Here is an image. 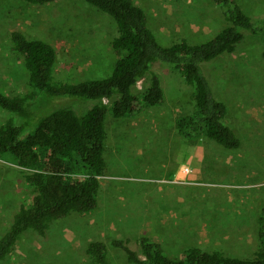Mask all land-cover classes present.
<instances>
[{
  "label": "rangeland",
  "instance_id": "1",
  "mask_svg": "<svg viewBox=\"0 0 264 264\" xmlns=\"http://www.w3.org/2000/svg\"><path fill=\"white\" fill-rule=\"evenodd\" d=\"M148 14L163 46L181 40L200 44L223 25L212 0H134ZM254 21L264 18V0H237ZM22 31L50 43L58 53L56 80L78 83L111 76L117 57V26L106 14L80 0L32 5L0 0V93L28 91L23 58L11 51L10 33ZM264 39L249 36L234 54L209 64L215 96L228 106L227 124L241 138L238 150L209 140L187 141L176 129L192 109V88L167 64L153 70L162 80L165 102L137 116L107 118L106 170L100 178L99 207L54 223L42 237L29 231L2 264H87L91 242L152 236L169 256L190 247L250 258L258 249V218L264 202ZM148 79L139 84L147 86ZM61 99L57 108L86 113L87 104ZM42 107L48 105L42 103ZM52 107V106H51ZM85 109V112H84ZM10 114L0 108V126ZM32 129H29L28 133ZM33 192L25 171L11 157L0 159V236ZM110 264H128L112 247Z\"/></svg>",
  "mask_w": 264,
  "mask_h": 264
},
{
  "label": "trees",
  "instance_id": "2",
  "mask_svg": "<svg viewBox=\"0 0 264 264\" xmlns=\"http://www.w3.org/2000/svg\"><path fill=\"white\" fill-rule=\"evenodd\" d=\"M48 5L58 0H23ZM108 15L117 26L112 49L117 57L111 76L70 83L56 80L58 53L48 42L32 39L22 31L10 33L11 51L23 58L29 74L28 91L14 96L0 93V108L10 118L0 126V159L11 157L25 171L33 200L21 205L11 225L0 236V264L13 253L24 234L44 237L54 223L71 215H88L99 207L100 178L106 170L104 157L107 118L137 116L165 102L162 80L153 70L167 64L192 88V109L177 118L176 129L187 141L209 140L227 150H238L241 138L227 124L228 106L219 100L207 76V66L234 54L249 36L264 39V18L248 15L237 0H212L223 25L204 43L181 40L163 46L150 27L145 9L134 0H80ZM264 60V51L262 53ZM148 79L147 86L139 84ZM96 104L85 114L53 104L61 99ZM44 103L48 106H41ZM52 106V107H51ZM85 112V109H84ZM29 129H32L28 133ZM258 249L250 258L228 256L220 250L190 247L180 257L167 254L152 236L91 242L87 264H110V247L121 251L128 264H264V202L258 218Z\"/></svg>",
  "mask_w": 264,
  "mask_h": 264
}]
</instances>
